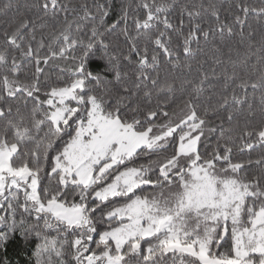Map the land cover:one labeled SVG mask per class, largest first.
Here are the masks:
<instances>
[{"label": "snow or ice", "instance_id": "6c2138e0", "mask_svg": "<svg viewBox=\"0 0 264 264\" xmlns=\"http://www.w3.org/2000/svg\"><path fill=\"white\" fill-rule=\"evenodd\" d=\"M250 15L264 0L223 18L214 0H0V249L19 233L36 264H264Z\"/></svg>", "mask_w": 264, "mask_h": 264}, {"label": "trees", "instance_id": "16d2710c", "mask_svg": "<svg viewBox=\"0 0 264 264\" xmlns=\"http://www.w3.org/2000/svg\"><path fill=\"white\" fill-rule=\"evenodd\" d=\"M21 4L25 2V0H20ZM82 2V0H73V3L76 5H79ZM133 4L135 3V0H132ZM214 2L218 3L221 7V16L222 18L225 17V9H227L228 4L232 3V0H214ZM114 3H116V0H114ZM248 4L251 7H260L261 6V0H248ZM72 17L69 16V19ZM10 19L9 17H0V28H3L6 26L7 21ZM62 22V18H61ZM111 19H109V23H111ZM230 22V21H229ZM49 24H52L55 27L56 22L49 20ZM247 23L250 24L256 32L259 34L261 30H264V19L258 18L255 15H250L248 17ZM48 36L45 37V42L47 43ZM123 38H121V41ZM218 44V41H217ZM123 47V45H121ZM201 46L203 45V42L201 41ZM233 51L232 55L235 56V51L237 50V46L235 43L232 45ZM43 51H46L44 49ZM223 51L225 53V59H227L228 55V48H223ZM94 53L89 54V58L87 59V67L89 71L92 72H100L102 75L104 74V69L106 68V63L103 59L98 58L100 56L99 49H95ZM208 55H211L210 47L208 49ZM204 56H201L200 54L197 55V59H204ZM66 65L64 62H59V66H51L46 67L47 75L49 77V83L56 84L57 83V76L62 75L61 69L65 68ZM195 68V65L193 66ZM27 73L29 78H33L34 68L28 67L26 64L21 72V78L24 77V74ZM111 79V75L108 77ZM41 81H44V76L41 75L40 77ZM259 96V93H257V97ZM212 142H215V138H213ZM260 155V150L251 153V158L255 159ZM239 159L247 160L249 159L248 153H245L243 156H239ZM251 172L258 173L259 170L256 168L250 169ZM6 230L3 226H0V231ZM38 241L33 237L31 240H29L27 243L19 236V233H14L12 238L5 244V246L0 249V262H3L5 260L8 261V264H36L35 258L33 257V252L35 251V247Z\"/></svg>", "mask_w": 264, "mask_h": 264}]
</instances>
